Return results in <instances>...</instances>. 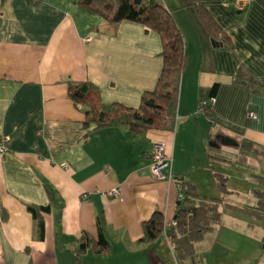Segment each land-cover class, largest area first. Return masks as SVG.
Instances as JSON below:
<instances>
[{
	"label": "crops",
	"instance_id": "0c3cea01",
	"mask_svg": "<svg viewBox=\"0 0 264 264\" xmlns=\"http://www.w3.org/2000/svg\"><path fill=\"white\" fill-rule=\"evenodd\" d=\"M163 1L189 59L176 126L134 132L87 125L86 106L71 99L68 82L90 84L103 104L139 108L163 67L156 31L132 21L109 25L79 0H0V136L8 148L0 159V264H78L80 241L85 234L97 240L100 226L110 250L89 246L81 264H264V218L254 212L264 180L251 174L258 187L245 205L228 195L238 187L221 171L228 164L260 168L264 159V0H249L244 10L233 0ZM241 70L260 91L235 81ZM158 141L173 157L176 182L222 199L221 221L183 261L167 236L180 202L176 182L151 171ZM216 172L227 176L228 194ZM114 188L119 197L110 195ZM28 206L49 207L43 236ZM155 211L163 230L141 242ZM253 230L262 232L261 241Z\"/></svg>",
	"mask_w": 264,
	"mask_h": 264
},
{
	"label": "trees",
	"instance_id": "16d2710c",
	"mask_svg": "<svg viewBox=\"0 0 264 264\" xmlns=\"http://www.w3.org/2000/svg\"><path fill=\"white\" fill-rule=\"evenodd\" d=\"M34 1V0H29ZM79 3L100 15L109 25H117L123 21H132L156 31L162 39L161 57L163 67L156 87L145 92L139 108H129L118 103L103 104L98 101L93 87L88 83L68 82L69 95L76 104L86 106V124L94 128L128 126L134 132L156 128L174 130L176 126L177 105L179 100L181 77L188 65L184 36L163 0H79ZM199 13L205 21L211 18L202 4H197ZM238 83H245L253 91H260L257 80L241 70L235 77ZM219 83L211 89L205 110L212 108V100L218 92ZM211 114V113H209ZM212 116V115H211ZM219 190L228 193L227 176L216 172ZM264 180V176H259ZM182 184L184 199L179 202L174 216L175 224L167 230V236L173 245L178 258L183 261L193 258L195 244L205 234L212 231L221 221V198L200 194L194 185L178 178ZM257 206L254 212L264 218V190L256 189ZM184 204V205H182ZM37 223L41 236L44 235L45 223L43 211L49 207L35 208L28 206ZM164 218L161 212L155 211L150 220L143 223L144 235L141 242L155 240L162 232ZM97 240L85 234L76 249V260L81 264V255L92 246L94 252L106 254L110 250V242L105 236L102 226L99 227Z\"/></svg>",
	"mask_w": 264,
	"mask_h": 264
},
{
	"label": "built area",
	"instance_id": "2783aa9c",
	"mask_svg": "<svg viewBox=\"0 0 264 264\" xmlns=\"http://www.w3.org/2000/svg\"><path fill=\"white\" fill-rule=\"evenodd\" d=\"M249 0H233L232 4L233 7L237 10H244L247 8ZM215 99L212 100V104ZM207 102H205V105ZM250 116L253 118L256 116L255 111L250 112ZM8 152V148L5 143V138L0 136V159L3 158L6 153ZM172 163L173 157L171 153L168 151L167 146L164 142L158 141L154 143L152 152H151V171L154 177L158 180H170L176 182V177L172 171ZM177 189H178V199L182 201L184 199V192L183 187L180 182H176ZM110 195L113 197H119L121 192L118 188H114L111 190ZM175 222H172L174 225Z\"/></svg>",
	"mask_w": 264,
	"mask_h": 264
},
{
	"label": "rangeland",
	"instance_id": "374dc122",
	"mask_svg": "<svg viewBox=\"0 0 264 264\" xmlns=\"http://www.w3.org/2000/svg\"><path fill=\"white\" fill-rule=\"evenodd\" d=\"M209 145L211 146L212 143L209 142ZM258 161H259L260 168L253 167L251 165H248L246 167H242V166L241 167H234L233 164H228L224 168H221V171H224L225 173L231 174V179H232L233 185H237V187H238L237 188L238 190L234 189L235 193H233V194L227 193L229 196L231 195V199L237 200L238 201L237 203H242L245 205L246 204L251 205L250 203H251L252 195L249 193V191L251 190V188L258 187L256 181L251 179V174H258V175L264 176V159L261 160L259 158ZM216 168L220 169L219 164H216ZM262 187L264 189V183H262ZM253 204H254V198H253ZM251 232H253V237L258 239L259 241H261L263 239L262 232H260L258 230H253ZM197 248H199V245ZM198 251H199V249H198ZM199 253H197V254H199ZM194 255H195V253H194Z\"/></svg>",
	"mask_w": 264,
	"mask_h": 264
},
{
	"label": "water",
	"instance_id": "95a60500",
	"mask_svg": "<svg viewBox=\"0 0 264 264\" xmlns=\"http://www.w3.org/2000/svg\"><path fill=\"white\" fill-rule=\"evenodd\" d=\"M216 43V42H215Z\"/></svg>",
	"mask_w": 264,
	"mask_h": 264
}]
</instances>
